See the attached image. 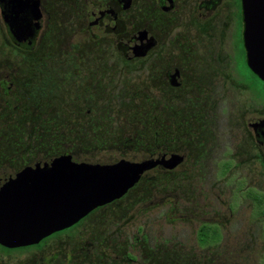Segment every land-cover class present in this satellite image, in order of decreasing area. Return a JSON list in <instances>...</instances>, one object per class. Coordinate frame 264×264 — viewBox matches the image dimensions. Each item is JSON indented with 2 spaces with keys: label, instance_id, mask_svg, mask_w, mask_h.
<instances>
[{
  "label": "rangeland",
  "instance_id": "obj_1",
  "mask_svg": "<svg viewBox=\"0 0 264 264\" xmlns=\"http://www.w3.org/2000/svg\"><path fill=\"white\" fill-rule=\"evenodd\" d=\"M42 1L51 14V23L43 32L40 46L26 58L10 42L5 45L9 40L0 16V165L19 170L43 156L61 155L86 164L111 159L140 162L163 150L174 153L181 162L166 172L148 173L125 201L88 218L73 233L32 250H0V264H87V257L96 264L102 252L110 255L141 250L140 246H146L140 241L144 238L155 251L170 252L173 263L263 264L264 217L257 214L249 193L264 195V158L258 157L253 142H247L241 125L251 96L230 92L228 99H216L222 120L212 126L204 124L211 121L210 114L198 113H210L212 98L169 99L170 126L165 129L161 116L152 122L151 106L158 109L163 99L154 94L152 103L148 96L146 67L139 64L131 71L116 67L118 56L109 39L78 45L88 53L85 58L105 61L103 76L91 85L90 97L69 96L75 90L64 79H57L52 87L56 94L33 96L25 83L33 81L35 69L29 66L32 62L24 60L41 59L50 64L67 60L72 43H77L72 41L75 33L70 29L69 15L83 10L86 3ZM148 6V0H133L124 17L134 25H145ZM203 43L202 49L210 41L205 39ZM63 68L57 73L63 75ZM236 70L244 75L241 80L253 88L252 93L259 94V89L264 92L252 72L241 65ZM3 81L10 86L8 94L2 89ZM218 86L222 87L220 94L228 92L225 84ZM224 104L229 113L225 125L221 111ZM88 108L92 110L88 116L92 128L69 125L70 119L85 117ZM203 116L208 119L201 124L194 120ZM185 137L187 141H181ZM204 222L216 223L223 233L221 241L212 247L201 248L198 243V230ZM69 255L74 256L72 263Z\"/></svg>",
  "mask_w": 264,
  "mask_h": 264
},
{
  "label": "flooded vegetation",
  "instance_id": "obj_2",
  "mask_svg": "<svg viewBox=\"0 0 264 264\" xmlns=\"http://www.w3.org/2000/svg\"><path fill=\"white\" fill-rule=\"evenodd\" d=\"M40 1L42 17L38 23H40L41 27L32 44L26 39L17 42L12 37L8 25L2 18L0 3V16L6 29V37L9 40L5 45H8L10 42L12 44L11 46L24 58L29 56V54H33L37 47L40 46V40L43 39V32L48 29L51 23V14L44 9L43 1ZM148 1L149 6L146 12V23L145 25L137 26L134 25L132 21L128 22L126 17H124V13H126L127 8L133 4V0H86L83 10L72 12L69 15L71 16L70 29L75 33L72 41L77 40V43H72L68 59L57 64H50L47 60L41 59L24 60L26 63L32 62L33 64L29 66L35 69L32 78L33 81H26L25 89L27 91L32 90L31 93L33 96H36L37 93H40V95L46 93L51 96L57 93V91L52 90L57 79L59 81L64 79V81L71 83L75 90L74 92H70L69 96H79L80 98L90 97L89 95L93 89L91 85L103 76L105 61L100 58H85L84 54L86 55L88 53H84L83 49L79 48L78 45L81 42H92L93 44H97L100 39H109L113 42L112 44L115 45V51L118 56V59L114 60L116 67L123 66L126 70L130 69V71L139 64L142 66L144 64L146 67V73L149 79L148 96L152 99V103L154 94H157V96L163 99L158 109L155 106H151V110L154 111L152 122L156 121L155 119H157L158 116H161L163 119L162 126L164 125L165 129L170 126L169 99L180 100L183 98L202 97L203 95L212 98L214 101L210 107V113L204 114L198 112L202 115L210 114L209 116L212 118L211 121H204V124L212 126L213 124H217V121L221 119L217 111V105L219 103L216 99L219 97L228 99L227 96L230 95V92H237L247 97L251 96V102L250 104L248 102L246 111L241 116V125L248 136L247 142H253L254 147L257 149L258 157L263 159L264 92L259 89V94H254L253 88L242 82L241 79L244 78V75L237 73L236 70V68L241 65L243 70L252 72L248 66L247 51L244 41L245 23L243 0ZM63 32L66 33L65 31ZM202 39L210 41L203 49L201 46L204 44V40ZM201 51L204 52V55H202ZM61 67L65 68H63V75L57 73ZM252 74L264 86V82L253 72ZM33 83L35 85H33ZM218 83L225 84L228 92L220 94L219 90L222 87L219 88ZM1 86L3 91L8 94L10 86L7 81H3ZM54 97H57V95ZM221 111L225 120V125L229 118L227 104L221 107ZM91 112L92 110L88 108L85 117L72 118L70 119L69 125L84 130L92 128L93 126L88 119ZM198 113L193 115H197ZM176 117H178V115H176ZM204 119L207 120L208 116H205V118L203 116L200 120L194 118V120L200 121V124L203 123ZM183 139L187 141L186 137L181 138V141L184 142ZM166 141L165 139V142ZM151 156L154 158L143 159L140 162L166 161L168 159L170 162L176 157L174 153L169 151L165 152V150L161 151L158 155L154 153ZM62 157L70 160L77 169L127 166L133 163H139L138 161L125 163L123 160L121 161V159H111L105 163L97 161L93 164H86L80 163L65 155L59 157L43 156L19 170L6 169L0 165V173L16 175L38 162L45 163L51 159ZM169 162L167 163L168 165L171 163ZM172 164L175 163L172 162ZM156 170L166 172L169 169L164 165H157L155 168L147 171L140 182L130 189L124 197L97 208L77 225L52 235L36 246L44 247L52 239L66 235L67 232L70 231L72 233L77 231L86 223L88 218L91 219L96 214L106 210L108 211L125 201L130 194L138 188L143 178L148 173ZM203 224L217 225L213 222H204L201 226ZM222 238L223 233L221 231V239ZM136 241H138V238H136L134 242L136 243ZM140 241L146 244V246H140V248H142L141 250H136V252H113L110 255H108L109 253L107 252H102V255L96 257V264H176V262L179 264L178 261L173 263V260H170V255H172L170 252L165 250L155 251L156 248L149 246L150 244H148L149 240L147 238ZM218 243L209 246H201L200 243L199 245L201 248H207ZM68 258L72 263L74 256L69 255ZM105 259L110 260V262L104 263ZM86 262L87 264H91V258L87 257Z\"/></svg>",
  "mask_w": 264,
  "mask_h": 264
},
{
  "label": "water",
  "instance_id": "obj_3",
  "mask_svg": "<svg viewBox=\"0 0 264 264\" xmlns=\"http://www.w3.org/2000/svg\"><path fill=\"white\" fill-rule=\"evenodd\" d=\"M0 3L12 37L32 44L41 27V1ZM243 12L248 66L264 82V0H243ZM168 162L77 169L62 157L38 162L16 175L0 173V245L10 250L39 245L77 225L97 208L124 197L147 171L157 165L171 170L181 158Z\"/></svg>",
  "mask_w": 264,
  "mask_h": 264
},
{
  "label": "trees",
  "instance_id": "obj_4",
  "mask_svg": "<svg viewBox=\"0 0 264 264\" xmlns=\"http://www.w3.org/2000/svg\"><path fill=\"white\" fill-rule=\"evenodd\" d=\"M249 196L254 201L257 214L264 217V195L260 193L251 192L249 193ZM198 240L201 246H209L218 243L221 240V230L219 226L211 225V224H203L198 230ZM36 247L37 246L30 248H22L17 250H8L0 246V249H2V251L4 252L10 253V252L31 250Z\"/></svg>",
  "mask_w": 264,
  "mask_h": 264
}]
</instances>
